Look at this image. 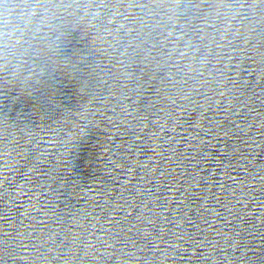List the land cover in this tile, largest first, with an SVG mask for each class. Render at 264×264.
Returning a JSON list of instances; mask_svg holds the SVG:
<instances>
[{
  "label": "clouds",
  "instance_id": "9594fccd",
  "mask_svg": "<svg viewBox=\"0 0 264 264\" xmlns=\"http://www.w3.org/2000/svg\"><path fill=\"white\" fill-rule=\"evenodd\" d=\"M3 35V33L2 32H0V36H2Z\"/></svg>",
  "mask_w": 264,
  "mask_h": 264
}]
</instances>
